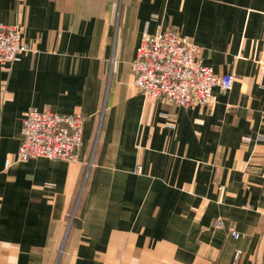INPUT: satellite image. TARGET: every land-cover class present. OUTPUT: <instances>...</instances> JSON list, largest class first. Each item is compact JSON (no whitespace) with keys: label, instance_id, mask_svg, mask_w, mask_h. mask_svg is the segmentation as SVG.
I'll use <instances>...</instances> for the list:
<instances>
[{"label":"crops","instance_id":"0c3cea01","mask_svg":"<svg viewBox=\"0 0 264 264\" xmlns=\"http://www.w3.org/2000/svg\"><path fill=\"white\" fill-rule=\"evenodd\" d=\"M0 21L30 48L0 64V264H263L264 0H0ZM167 29L236 76L203 113L134 86ZM30 107L84 118L77 160H17Z\"/></svg>","mask_w":264,"mask_h":264},{"label":"built area","instance_id":"2783aa9c","mask_svg":"<svg viewBox=\"0 0 264 264\" xmlns=\"http://www.w3.org/2000/svg\"><path fill=\"white\" fill-rule=\"evenodd\" d=\"M201 47L176 30L144 37L132 62L134 86L153 100H165L183 107L204 109L215 101V88L229 91L234 73L219 74L204 63ZM30 51L19 24L0 21V64L19 62ZM84 118L76 113H60L30 107L22 124V141L17 160L33 158L77 160L83 141ZM215 226L224 228L219 217ZM228 232L239 238L234 226ZM241 251L236 252V258Z\"/></svg>","mask_w":264,"mask_h":264},{"label":"water","instance_id":"95a60500","mask_svg":"<svg viewBox=\"0 0 264 264\" xmlns=\"http://www.w3.org/2000/svg\"><path fill=\"white\" fill-rule=\"evenodd\" d=\"M263 264H264V260H263Z\"/></svg>","mask_w":264,"mask_h":264}]
</instances>
